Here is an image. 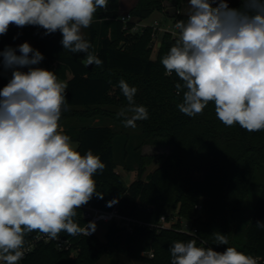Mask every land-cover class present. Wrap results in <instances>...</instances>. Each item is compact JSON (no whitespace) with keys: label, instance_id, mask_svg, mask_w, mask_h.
Instances as JSON below:
<instances>
[{"label":"clouds","instance_id":"clouds-1","mask_svg":"<svg viewBox=\"0 0 264 264\" xmlns=\"http://www.w3.org/2000/svg\"><path fill=\"white\" fill-rule=\"evenodd\" d=\"M109 0H0V36L9 27L37 26L44 34L59 31L64 50L83 53L84 67L102 66L82 34L98 9ZM186 20L171 30L173 45L160 63L166 76L173 73L178 110L202 114L210 102L226 127L239 125L248 132L264 131V0H189ZM0 51L3 67L12 69L0 89V264H19L32 250L26 236L42 234L44 242L69 236H89L95 221L81 225L78 209L97 191L94 176L106 167L91 149L81 154L78 144L64 133L59 121L69 110L68 84L54 71L39 67L43 54L28 42ZM27 68V71L22 69ZM127 105L117 112L124 127L135 129L149 118L148 109L135 101L137 88L124 79L118 83ZM114 201L109 202L111 206ZM256 226L264 229V222ZM194 234V233H193ZM217 245L228 237L213 233ZM39 238V237H38ZM171 264H260V257L235 247L223 252L197 245L196 239L176 241L170 247Z\"/></svg>","mask_w":264,"mask_h":264},{"label":"trees","instance_id":"trees-1","mask_svg":"<svg viewBox=\"0 0 264 264\" xmlns=\"http://www.w3.org/2000/svg\"><path fill=\"white\" fill-rule=\"evenodd\" d=\"M165 0H138L133 10V19L124 22L119 13L120 0H109L108 9H98L89 27L92 49L103 61L102 66L84 67V54L64 50L59 31L45 35L37 26L9 27L6 35L0 36V51L7 42L18 36L35 34L40 39L44 56L39 67L54 71L57 77L68 84L66 98L69 110L62 113L59 123L65 124L71 117H110L121 121L117 112L127 105L118 83L124 79L137 88L135 101L148 109L149 118L138 121L143 126L139 143L134 145L135 156L123 162L128 169H137V178L127 185L117 171L115 140L118 135L111 124H84L81 127L64 128V133L78 142V151L84 154L91 149L106 165L102 173L94 176L97 191L103 198L93 196L89 201L97 207L112 209L118 205L126 215L147 222L159 223L162 216L171 221L175 216H185L195 227L196 235L180 230V217L171 227L151 228L138 225L128 231L117 222L109 223L105 239L95 232L87 237L72 238L78 256L71 250L59 249L54 241L38 242L20 262L22 264H93L107 252L125 250L138 254L142 250H154L158 264H171L170 247L176 241L196 239L197 245L212 247L223 252L235 247L247 255L261 256L264 264V229L256 226L264 222V179L258 184L259 196L254 215L242 234L238 233L239 221L245 202L256 186L255 175L264 166V131L248 132L239 125L226 127L218 120L214 104L210 102L202 114L188 117L182 114L177 104L183 93L177 95L175 84L179 78L173 73L165 75L160 60L167 54L175 38L164 32L157 59L151 57V25L137 26L155 9H164ZM240 8L241 0L229 5ZM187 12L171 13L175 24L186 20ZM137 27V28H136ZM9 79L0 81L2 89ZM79 107H82L83 110ZM124 143L132 137L125 133ZM169 144L168 154H160V163L146 176L147 165L152 156L142 154L141 147L149 140ZM128 156V151H125ZM137 161V166L133 165ZM114 201L111 206L109 202ZM202 204V209L195 207ZM75 218L82 226L86 219L83 207ZM196 211H200L196 215ZM227 235L228 245H217L213 233ZM37 232L26 236L29 241ZM159 261V262H158Z\"/></svg>","mask_w":264,"mask_h":264},{"label":"rangeland","instance_id":"rangeland-1","mask_svg":"<svg viewBox=\"0 0 264 264\" xmlns=\"http://www.w3.org/2000/svg\"><path fill=\"white\" fill-rule=\"evenodd\" d=\"M240 0H228L229 5L238 2ZM138 0H120L119 4V13L121 15L131 13L133 17L137 19L136 16L133 14V10L135 6L137 5ZM164 9H155L154 12H152L149 17L146 19L141 20V23L151 24L155 23L156 21L159 22L162 26H172L174 27V23L171 18V13H175L176 10H180L183 12L189 13L190 6H189V0H165L164 2ZM82 34L86 40L90 41V31L89 28L82 29ZM164 30L158 28H153L152 32V44H151V57L153 59H157V54L159 52V48L161 46V41L163 38ZM40 39H38V36L35 34L27 35V36H18L15 39H11L7 42L8 47L11 46L13 48H17V54L19 55L18 46L24 42H28L34 49L39 50L41 52L40 47ZM42 63V62H41ZM40 63V65H41ZM39 65V66H40ZM23 71H27V68L22 69ZM11 72L12 69H5L3 67L2 63V57H0V81L2 79H10L11 78ZM83 110L82 107H79ZM67 123L60 124L62 128L71 127V126H77L81 127L84 124H111L114 127V130L116 133H118L116 140H115V149H116V157L118 161L117 171L122 175L125 183L127 185H130L131 182H133L137 178V161L133 160V165L136 168L128 169L126 168L125 164L123 162H126L127 159L134 157L136 153H134V145L139 143L138 140V134L142 136L143 132V126L139 122H137V127L135 129L132 128H126L124 127L122 120L116 121L110 117H94V118H79V117H71L66 120ZM125 133H129L132 135V137L129 139V142L127 144L124 143L125 136H127ZM72 139V138H71ZM74 143L78 142L74 139H72ZM173 147L169 144L164 143H157L154 142V139L147 141L144 143V145L141 147L142 154H145V156H152L154 159L151 163L147 165V168L144 173V176L147 175L148 172L152 171L156 166L160 163V154H168L172 151ZM125 151H128V156L125 154ZM131 161V159L129 160ZM264 179V166L261 168H258L255 175V182L256 186L253 187L252 193L248 197V199L245 202L244 209L239 221V227H238V233L242 234L244 230L247 228L248 223L251 221L253 215L255 206L258 200L259 196V188L257 187L260 182H262ZM200 213V211H196V215ZM180 217L183 226L185 227L186 224L189 221L187 217L185 216H175V218L169 223L171 224L173 221H176V219ZM109 223L101 221L97 224L95 233L103 240L105 239V232L108 227ZM154 250H142L138 254H132L125 250H113L111 252H107L101 256L99 260L94 262L93 264H158L157 260L154 257ZM72 256L77 257L78 252H72ZM159 262V261H158ZM19 264H22L19 262Z\"/></svg>","mask_w":264,"mask_h":264},{"label":"built area","instance_id":"built-area-1","mask_svg":"<svg viewBox=\"0 0 264 264\" xmlns=\"http://www.w3.org/2000/svg\"><path fill=\"white\" fill-rule=\"evenodd\" d=\"M121 18L124 22L135 19L131 13L121 15ZM148 25H151L154 28L159 27L160 29H163L164 32H170V33H171V30L174 29V27H172V26H164V25L162 26L157 21L155 23H151V24L137 22V26H141L143 28L148 26ZM82 207H83V215H84V218L86 219L85 225L88 224V222H90V221H95L96 225L101 221H104L107 223L117 222L120 226H124L126 228V230L133 231L138 225L149 226L151 228H154V227L167 228V227H171L173 224V222L170 224L165 216L161 217L162 219L160 220L159 223H151V222H147V221H144L142 219H139L137 217L135 218L133 216L126 215L120 211L118 205H115L112 209H103V208L97 207L94 204H92L91 202H89L88 204H86ZM195 207L197 209L201 210L202 204L198 203L195 205ZM180 230L186 231L190 234L194 233V235L197 234L196 233L197 229L192 226L191 222H188L186 224V226L185 227L183 226L182 228H180ZM41 241H44L42 234L36 233L34 235V237L28 241V243L33 246L32 247V249H33L36 246V244L38 242H41ZM53 241L56 243V246L59 249H68V250H71V252H77V249L74 246V242H73L72 238L63 237L60 235L59 240H53ZM31 251H29V252H31ZM29 252H27L24 257H26V255ZM251 256H254V255H251ZM254 257H260L261 258V256H254ZM261 260H262V258L260 259V261Z\"/></svg>","mask_w":264,"mask_h":264},{"label":"water","instance_id":"water-1","mask_svg":"<svg viewBox=\"0 0 264 264\" xmlns=\"http://www.w3.org/2000/svg\"><path fill=\"white\" fill-rule=\"evenodd\" d=\"M89 67H92V66H89Z\"/></svg>","mask_w":264,"mask_h":264}]
</instances>
